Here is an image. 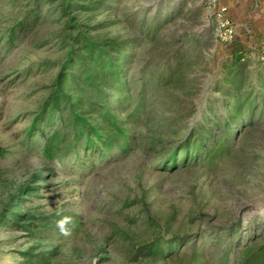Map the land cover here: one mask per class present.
<instances>
[{"label": "trees", "instance_id": "obj_1", "mask_svg": "<svg viewBox=\"0 0 264 264\" xmlns=\"http://www.w3.org/2000/svg\"><path fill=\"white\" fill-rule=\"evenodd\" d=\"M118 2L35 0V9L9 29L8 43L13 45L46 25L49 17L64 22L61 31L41 43L55 41L64 54L52 63L57 73L26 136L44 134L43 154L57 170L125 158L137 150L156 154V161L170 169L177 168L179 160L184 167L233 161L238 140L250 128L263 125L264 57L254 66L245 61L227 65L215 99L197 109L194 97L209 40L193 29L173 30L178 11L140 21L128 31H113L121 20L97 18L116 11ZM44 4L47 13L42 17ZM191 14L193 23H198L199 16ZM171 34L173 38H165ZM157 46L155 57L152 51ZM36 64L50 63H31L29 68ZM42 171L54 172L55 167ZM41 179L50 190L47 177L36 173L0 211V227L22 232L27 242H33L12 255V264H54L61 249L83 233L84 223L69 203L50 212L23 209L27 197H40ZM133 203L125 201L123 208ZM63 218L66 234L57 227ZM113 235L121 238L122 232L117 229ZM142 256L162 264H264V208L247 219L241 214L196 233L159 235L134 259Z\"/></svg>", "mask_w": 264, "mask_h": 264}, {"label": "rangeland", "instance_id": "obj_2", "mask_svg": "<svg viewBox=\"0 0 264 264\" xmlns=\"http://www.w3.org/2000/svg\"><path fill=\"white\" fill-rule=\"evenodd\" d=\"M45 6L42 17L47 13ZM35 7V0H0V149L4 150L0 157V211L33 175L47 177L52 188L45 189L46 182L39 180L40 197H27L23 209L50 212L69 203L84 223L83 233L61 249L54 264H162L134 256L159 235L196 233L241 214L247 219L264 208V120L262 127L250 128L238 140L233 161L213 167H184L179 160L177 168H164L156 154L142 150L108 162L96 160L84 168L57 170L48 163L43 154L44 134L27 137L26 129L57 73L52 63L64 54L55 41L41 43L61 31L64 22L52 16L22 42L17 39L9 45L7 38L9 29ZM116 7L113 13L97 18L121 20L113 31H128L140 21L173 16L178 11L173 30L193 29L209 40L194 97L197 109L215 99L217 82L227 65L245 61L254 66L263 60L264 0H119ZM192 11L200 18L196 24ZM158 49L152 51L155 57ZM39 62L51 65L29 68ZM47 166L55 171H42ZM125 201L134 203L123 208ZM117 229L121 238L113 235ZM32 244L22 232L0 227V263H14L12 255Z\"/></svg>", "mask_w": 264, "mask_h": 264}, {"label": "clouds", "instance_id": "obj_3", "mask_svg": "<svg viewBox=\"0 0 264 264\" xmlns=\"http://www.w3.org/2000/svg\"><path fill=\"white\" fill-rule=\"evenodd\" d=\"M67 218H63L59 221H57V227L62 231L65 232L66 234V229H65V223H66Z\"/></svg>", "mask_w": 264, "mask_h": 264}, {"label": "crops", "instance_id": "obj_4", "mask_svg": "<svg viewBox=\"0 0 264 264\" xmlns=\"http://www.w3.org/2000/svg\"><path fill=\"white\" fill-rule=\"evenodd\" d=\"M239 3V2H238ZM237 4V3H236Z\"/></svg>", "mask_w": 264, "mask_h": 264}]
</instances>
